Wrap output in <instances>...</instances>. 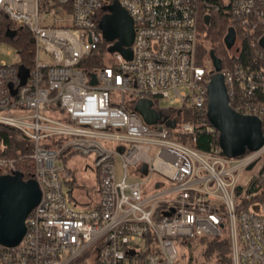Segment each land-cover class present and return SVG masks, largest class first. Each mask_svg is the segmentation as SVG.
Returning <instances> with one entry per match:
<instances>
[{
  "label": "built area",
  "instance_id": "2783aa9c",
  "mask_svg": "<svg viewBox=\"0 0 264 264\" xmlns=\"http://www.w3.org/2000/svg\"><path fill=\"white\" fill-rule=\"evenodd\" d=\"M113 1L0 0L6 31L26 29L34 48L24 80L18 61L0 58V125L31 141L25 156L40 192L19 242L0 243V264H179L177 243L224 233L231 264H264V143L239 157L190 144L202 131L218 139L207 118L216 72L197 48L220 12L232 46L252 47L248 61L240 51L218 71L228 105L258 118L264 136V0H116L133 22L131 56L115 51L86 73L101 40L96 14ZM141 99L160 113L155 123L134 110ZM71 153L92 156L96 199L86 208L65 194L76 178L60 159ZM18 162L0 155L1 175L17 174Z\"/></svg>",
  "mask_w": 264,
  "mask_h": 264
},
{
  "label": "water",
  "instance_id": "95a60500",
  "mask_svg": "<svg viewBox=\"0 0 264 264\" xmlns=\"http://www.w3.org/2000/svg\"><path fill=\"white\" fill-rule=\"evenodd\" d=\"M100 22L99 29L108 42L115 41L112 52H120L127 59L131 56L130 45L133 41V22L129 14L115 0L107 7ZM207 18L205 21L207 22ZM5 36L12 39L14 31L7 30ZM235 33L228 28L223 38L225 48H230L234 42ZM30 43L33 42L31 38ZM264 49V36L258 41ZM213 69L207 86V118L218 132V145L227 157H239L246 151H255L264 143L261 123L253 116H243L234 112L228 105V95L223 78L218 71L221 69V59L213 50L209 51ZM22 76V70H19ZM95 76L91 75V84H95ZM134 110L147 124L155 123L160 113L152 108L148 99L139 100ZM120 151L122 149H119ZM251 164L248 169L251 168ZM40 197L39 189L33 180H24L19 174L0 175V243L13 246L19 242L25 232V219Z\"/></svg>",
  "mask_w": 264,
  "mask_h": 264
},
{
  "label": "trees",
  "instance_id": "16d2710c",
  "mask_svg": "<svg viewBox=\"0 0 264 264\" xmlns=\"http://www.w3.org/2000/svg\"><path fill=\"white\" fill-rule=\"evenodd\" d=\"M108 13L107 7L102 8L96 14L97 29H99V22L101 18ZM7 24H5L4 17H0V42L3 40L12 43L18 54L19 61L15 64L18 70H22V80L27 79L31 65L33 62V45L30 43V35L26 29L17 30L12 39L5 36ZM228 29L227 18L221 12L213 15L209 27L207 28L205 39L208 41V50L202 43L198 45L197 52L199 58L208 55L210 50H213L215 55L221 59L222 67L232 63L231 58L228 57L223 38ZM105 51V45L100 40L96 49H94L85 62H82L83 70L86 73H91L97 67H103L104 62L102 54ZM252 53V47L249 45L247 39L244 40L240 60L248 61ZM203 56V57H202ZM167 115H172L171 110L163 111ZM185 138H182L184 140ZM185 142V140H184ZM196 150L202 153H209L211 148L218 146L217 136L211 132H198L193 143H190ZM0 155L8 158H16L19 162L17 165V174L24 180L31 179L33 171L32 161L27 155L31 148V141L22 135L18 130L0 125ZM1 175V171H0ZM200 247V258L198 263L193 264H231V248L229 237L226 233L220 237L207 239L200 237L194 240ZM191 264V262L189 263Z\"/></svg>",
  "mask_w": 264,
  "mask_h": 264
},
{
  "label": "rangeland",
  "instance_id": "374dc122",
  "mask_svg": "<svg viewBox=\"0 0 264 264\" xmlns=\"http://www.w3.org/2000/svg\"><path fill=\"white\" fill-rule=\"evenodd\" d=\"M97 33L99 34L101 41L105 45V51L102 54V59L105 64H111L114 61V55L111 51V48L113 47L115 41L108 42L106 41L103 36L102 32L100 30H97ZM200 43L203 44V46H209L208 41H200ZM199 43V44H200ZM6 51H10L12 56H7ZM227 55L228 57H237L241 51L240 42L236 41L234 46L227 48ZM203 57V56H202ZM0 58L3 59L7 64L15 63L19 61V56L16 54V48L15 46L10 43L9 41L3 40L0 42ZM203 58H206L204 56ZM202 59V58H201ZM39 60L42 63H49L50 60L47 58V56L44 53H40ZM201 61V60H200ZM205 63V61H202V65ZM159 103L161 106H168L171 105L170 102H167L165 100H161L159 98L155 99V102ZM84 159V158H83ZM78 165H71V162H68L67 167H69L72 171L71 174L74 175L76 178V184L73 186V188L69 192V187L67 185L65 189V194L67 199L72 202L76 208H86L89 207L90 203H92L96 199V191H95V185H96V179H95V173L94 170L91 168V165H87L82 160H77ZM62 163V162H60ZM117 165V173H119V167ZM92 187V188H91ZM84 202H87L88 205H83ZM177 250H178V263L179 264H191L198 263L200 258V247L197 245L195 241L190 240H183L180 243H177Z\"/></svg>",
  "mask_w": 264,
  "mask_h": 264
},
{
  "label": "crops",
  "instance_id": "0c3cea01",
  "mask_svg": "<svg viewBox=\"0 0 264 264\" xmlns=\"http://www.w3.org/2000/svg\"><path fill=\"white\" fill-rule=\"evenodd\" d=\"M79 159L84 161L85 163H87V165H92V156L86 157L83 159V157H80L77 153H71L70 155H68L66 157H62L60 159V162H62L61 163L62 165H66V167H67V165H70V164H68V162H71V165H78L77 160H79ZM89 204H90V202H89ZM83 205H88V204H87V202H84Z\"/></svg>",
  "mask_w": 264,
  "mask_h": 264
},
{
  "label": "flooded vegetation",
  "instance_id": "af4514ba",
  "mask_svg": "<svg viewBox=\"0 0 264 264\" xmlns=\"http://www.w3.org/2000/svg\"><path fill=\"white\" fill-rule=\"evenodd\" d=\"M16 34V31H14V35Z\"/></svg>",
  "mask_w": 264,
  "mask_h": 264
}]
</instances>
